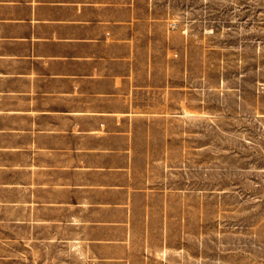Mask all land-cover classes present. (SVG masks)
<instances>
[{
	"label": "crops",
	"instance_id": "crops-1",
	"mask_svg": "<svg viewBox=\"0 0 264 264\" xmlns=\"http://www.w3.org/2000/svg\"><path fill=\"white\" fill-rule=\"evenodd\" d=\"M171 24L156 0H0V264H223L190 254L206 60Z\"/></svg>",
	"mask_w": 264,
	"mask_h": 264
},
{
	"label": "rangeland",
	"instance_id": "rangeland-1",
	"mask_svg": "<svg viewBox=\"0 0 264 264\" xmlns=\"http://www.w3.org/2000/svg\"><path fill=\"white\" fill-rule=\"evenodd\" d=\"M156 2L171 29L190 33L192 58L206 60V118L192 117L189 134L192 193L205 174L190 254L200 236L223 264H264V0Z\"/></svg>",
	"mask_w": 264,
	"mask_h": 264
}]
</instances>
